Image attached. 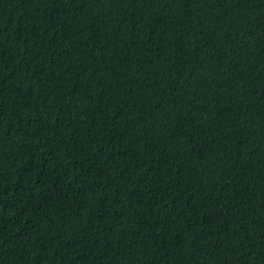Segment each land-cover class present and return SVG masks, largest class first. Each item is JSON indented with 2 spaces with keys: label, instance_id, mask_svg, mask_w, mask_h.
I'll list each match as a JSON object with an SVG mask.
<instances>
[{
  "label": "trees",
  "instance_id": "trees-1",
  "mask_svg": "<svg viewBox=\"0 0 264 264\" xmlns=\"http://www.w3.org/2000/svg\"><path fill=\"white\" fill-rule=\"evenodd\" d=\"M0 264H264V0H0Z\"/></svg>",
  "mask_w": 264,
  "mask_h": 264
}]
</instances>
